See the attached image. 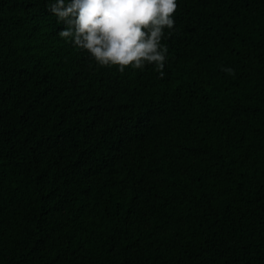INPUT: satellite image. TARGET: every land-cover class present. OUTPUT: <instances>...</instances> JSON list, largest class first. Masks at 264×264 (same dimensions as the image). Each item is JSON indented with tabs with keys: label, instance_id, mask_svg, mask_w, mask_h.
Listing matches in <instances>:
<instances>
[{
	"label": "trees",
	"instance_id": "16d2710c",
	"mask_svg": "<svg viewBox=\"0 0 264 264\" xmlns=\"http://www.w3.org/2000/svg\"><path fill=\"white\" fill-rule=\"evenodd\" d=\"M51 2L0 0V264H264V0H177L163 78Z\"/></svg>",
	"mask_w": 264,
	"mask_h": 264
},
{
	"label": "clouds",
	"instance_id": "9594fccd",
	"mask_svg": "<svg viewBox=\"0 0 264 264\" xmlns=\"http://www.w3.org/2000/svg\"><path fill=\"white\" fill-rule=\"evenodd\" d=\"M177 0H52L48 11L66 25L58 36L87 51L101 67L129 66L143 70L154 65L160 77L168 48L165 29L175 27ZM235 75L232 68H223Z\"/></svg>",
	"mask_w": 264,
	"mask_h": 264
}]
</instances>
